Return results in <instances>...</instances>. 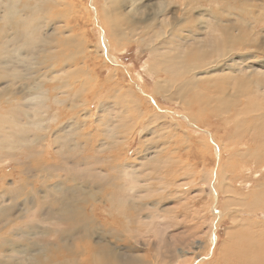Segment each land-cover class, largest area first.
Instances as JSON below:
<instances>
[{
	"label": "rangeland",
	"instance_id": "1",
	"mask_svg": "<svg viewBox=\"0 0 264 264\" xmlns=\"http://www.w3.org/2000/svg\"><path fill=\"white\" fill-rule=\"evenodd\" d=\"M26 1L0 0V264H264V0H122L118 36L104 0Z\"/></svg>",
	"mask_w": 264,
	"mask_h": 264
},
{
	"label": "bare ground",
	"instance_id": "2",
	"mask_svg": "<svg viewBox=\"0 0 264 264\" xmlns=\"http://www.w3.org/2000/svg\"><path fill=\"white\" fill-rule=\"evenodd\" d=\"M28 1V0H27ZM26 1V2H27ZM103 1V0H102ZM122 0H104L103 2V5H101L102 6V9H103V11L105 12V14L107 15V17H108V19L110 20V23H109V25H110V27H111V29H112V32H111V34H115V35H120L119 34V32L120 31H123V34H124V30H130L131 32H133L132 31V29H134L133 28V26H135V25H137V24H134V22H131V20H130V18L129 17H127L126 15L129 13L130 14V11H132L133 9H131V8H129L126 4H125V9L127 10H125L126 12H120V13H118V10H115L114 8H113V5H116V4H119L120 2H121ZM12 2V0H8V3H11ZM19 2V0H15V4H17ZM123 4V3H122ZM130 7H132L133 5V1L131 2L130 1ZM98 5V4H97ZM95 6V5H94ZM119 6H121L122 8H123V6L121 5V4H119ZM158 6V5H157ZM71 7H72V4L70 5V9H71ZM98 7V6H97ZM84 8V7H83ZM111 8V9H110ZM7 9L8 10H4V13L3 14H8V15H13V14H16L15 12H14V7H7ZM69 9V10H70ZM95 9H96V7H95ZM119 10H120V8H119ZM75 11V10H74ZM135 12V11H134ZM103 13V12H102ZM132 14V13H131ZM132 16H134V15H132ZM106 17V16H105ZM120 17H123L124 19L123 20H125L124 22H126V25H124L125 23H123V25H121L122 24V21H121V24L119 25L118 23H117V20L118 19H120ZM0 19H3L2 17L0 18ZM150 21V20H149ZM169 22V21H168ZM137 23V22H136ZM150 23V22H149ZM151 23H152V21H151ZM171 23V22H170ZM7 24V23H6ZM163 24H165V23H163ZM107 25V24H106ZM148 25V24H147ZM8 26H9V24H8ZM7 27V26H6ZM135 27H140V26H135ZM149 26H145L144 28L146 29V28H148ZM176 27H177V25H176ZM111 29H109V31L111 30ZM181 31H183L182 29H180ZM168 32V31H167ZM12 33V32H11ZM10 33V34H11ZM61 34H55L54 35V37H56V38H58V37H61L62 35H64V33L63 32H60ZM178 33V32H177ZM9 34V35H10ZM132 34H134V33H132ZM163 36L165 35V33H161ZM6 34L4 33L3 35H1L0 36V49L2 50V52L0 51V58H1V56L2 55H4V56H7V60H8V62H10L15 56H13L12 55V53H15V52H12V51H10V50H5V49H7V48H4L3 46H2V44H5V43H8V42H10V44L11 45H13V40L15 39H13V40H10L11 39V36H9V38H6V36H5ZM110 35V34H109ZM110 36H112V35H110ZM132 36V35H131ZM168 36H169V39L172 37V36H174V34H173V32H171V31H169V33H168ZM141 37V36H140ZM180 41L182 40H184L185 38H186V35L185 36H176ZM140 39V38H139ZM108 40V39H107ZM119 40V39H118ZM60 41V38L58 39V41L57 42H59ZM167 41H169V40H167ZM166 41V42H167ZM108 42V41H107ZM2 43V44H1ZM78 43H80V42H78ZM181 43V42H180ZM215 43V42H214ZM214 43H212V46H213V44ZM217 43V42H216ZM205 45V44H204ZM204 45H203V47H204ZM209 45V44H208ZM218 45H221V44H219V42L217 43V46ZM196 46H198V47H200V48H202V43H199L198 45H196ZM194 48V47H193ZM221 48V47H220ZM51 49V47L49 48V46L47 47V51H49ZM82 50V49H81ZM196 50V53H198V51H197V49H195ZM211 50H212V48H211ZM221 50H222V48H221ZM212 51H214V50H212ZM218 51H219V49H218ZM84 52V51H83ZM200 52V51H199ZM203 52V51H202ZM216 52V51H215ZM192 53V51H190V49H187V50H183V51H179L178 53H174V55L175 56H177V55H185V56H188V55H190ZM217 53H221L220 51L219 52H217ZM167 53H165V50H163V51H161V52H159L158 50L157 51H155V53H154V56H160V57H162V56H164V55H166ZM211 54H212V52H211ZM215 54V53H214ZM109 55V54H108ZM201 55V54H200ZM213 55V54H212ZM191 56V55H190ZM193 56V55H192ZM191 56V57H192ZM171 57H173L172 55H171ZM184 57V56H183ZM195 57H196V55L195 56H193V58L195 59ZM106 58V60H110V61H115L113 58H112V55H110L109 57H105ZM181 58H182V56H177V57H175L174 59H173V61H174V63L175 62H179L180 60H181ZM188 58H190V57H188ZM193 58H191V59H193ZM201 59V58H200ZM164 60V59H163ZM105 61V60H104ZM173 61H169V62H173ZM189 61V60H188ZM191 61H193V60H190L189 62H191ZM1 62V61H0ZM168 62V61H167ZM168 62V63H169ZM168 63H166V65L164 64L161 68H160V70L161 71H165V72H167V71H169L170 70V68H171V66H170V68H169V65H168ZM163 64V63H162ZM85 65V64H84ZM158 65H154L153 66V68H155L156 67V72L157 71H159V68L157 67ZM1 67V66H0ZM186 68V70L187 71H191L192 70V68H191V66L189 65V64H187L186 63V61H185V59L183 58L182 59V61H181V66L180 67H178V68ZM178 68H174V70H177ZM7 69H9V64L8 65H6V70ZM172 69V68H171ZM205 70H208L207 68H205ZM212 73H210L209 75H211ZM181 76V75H180ZM212 76V75H211ZM190 78V77H189ZM186 80H187V78H185ZM191 80H194V81H198V79H197V76L195 75V74H193L192 76H191V78H190ZM165 81V80H164ZM167 83V82H166ZM169 83V82H168ZM172 83V82H171ZM185 84H187V85H189V82H187V83H185ZM156 88H158V87H163V82L162 81H156ZM167 86H168V84H167ZM190 86V85H189ZM237 88H239V87H237ZM183 91V90H182ZM190 91V90H189ZM239 92H240V90H239ZM181 94V93H180ZM189 95H190V93H189ZM123 98H126L127 99V101H125L126 103L128 102V100H130L131 101V99L127 96V95H124V96H122ZM125 99V100H126ZM229 100V99H228ZM137 98H136V95H134L133 96V98H132V104H137ZM230 101V100H229ZM220 102H221V99H220ZM231 102H232V100H231ZM141 103V102H140ZM227 103V102H226ZM129 104V103H128ZM127 104V105H128ZM228 104V103H227ZM224 105V104H223ZM226 105V104H225ZM129 106V105H128ZM227 106V105H226ZM261 106V105H260ZM139 107V106H138ZM223 107V106H222ZM225 108V107H224ZM225 109H227V108H225ZM133 110V109H132ZM134 111V110H133ZM116 114H117V112H116ZM237 115V114H236ZM247 115V114H246ZM260 115V114H259ZM11 116H14V117H16V116H18V113H15V114H10V117ZM261 116V115H260ZM7 117V116H6ZM262 117V116H261ZM113 121V120H112ZM1 122V121H0ZM113 126V125H112ZM115 136V135H114ZM139 182V181H138ZM146 186V185H145ZM133 188L134 187H131L129 190H133ZM136 189V188H135ZM145 191V190H144ZM111 200H113V198H111ZM10 206V205H9ZM10 207H12V206H10ZM111 208H112V206H111ZM137 209V208H136ZM112 212V211H111ZM139 212V211H138ZM54 214H55V212H54ZM58 218H56V217H54V218H56L55 219V221H56V223H59V221H63V222H65V224H67V232L65 233V235H64V238L66 239V241H72V238H73V236H76L78 239H81L80 237H81V235H88V232H89V228H91V226H89V221L91 222V221H93V219H92V217L90 216V217H83L82 216V214H80L79 216H76V214L75 213H71L70 215H66V214H64V213H60V214H58V216H57ZM53 218V219H54ZM95 221V220H94ZM87 224H88V226H87ZM31 225L30 224H26L25 225V228L26 229H28L29 227H30ZM89 236V235H88ZM201 241V240H200ZM5 242H7V241H5ZM4 242V243H5ZM57 243V242H56ZM79 240H78V242L76 243V244H74L72 247H70V248H67L66 247V245L63 243V245H59L58 246V248L55 250V251H52V250H47L46 251V253H45V258H46V260H48L49 261V263L50 264H71V262L72 261H76L77 262V260H78V264H91L90 263V260H92L91 259V257L92 258H94L95 256H97V255H99V254H96V251H97V249L94 247H92L90 244H88V242L86 243V246H84V245H82V246H80L79 244ZM202 243H203V241H202ZM7 245H9L10 246V251H9V254L10 255H15L16 253H17V250H16V248L14 247V244H13V242H12V240L11 239H9V242H7ZM4 247V245H2V248ZM1 248V249H2ZM0 251H2V250H0ZM182 251V250H181ZM106 253V252H105ZM109 252H107L106 254H108ZM195 254V253H194ZM164 255V254H163ZM109 256V255H108ZM101 258V257H100ZM192 259V258H191ZM96 260V259H95ZM101 260V259H100ZM103 260V259H102ZM119 260L120 259H117V258H115V259H112V261H114L116 264H122V263H119ZM244 260V259H243ZM182 261H183V259H182ZM142 262V258L140 257V256H134L133 257V260H132V264H139V263H141ZM160 262V261H159ZM105 264H108L106 261H105Z\"/></svg>",
	"mask_w": 264,
	"mask_h": 264
}]
</instances>
